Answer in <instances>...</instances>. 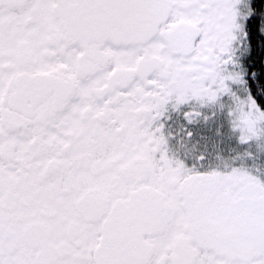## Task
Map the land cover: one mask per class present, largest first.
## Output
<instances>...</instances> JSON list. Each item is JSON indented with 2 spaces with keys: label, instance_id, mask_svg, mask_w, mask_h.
<instances>
[{
  "label": "snow or ice",
  "instance_id": "1",
  "mask_svg": "<svg viewBox=\"0 0 264 264\" xmlns=\"http://www.w3.org/2000/svg\"><path fill=\"white\" fill-rule=\"evenodd\" d=\"M0 264H264V0H0Z\"/></svg>",
  "mask_w": 264,
  "mask_h": 264
}]
</instances>
